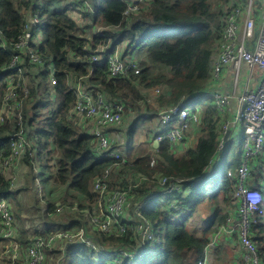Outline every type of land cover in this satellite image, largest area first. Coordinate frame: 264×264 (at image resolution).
<instances>
[{
    "label": "built area",
    "instance_id": "obj_1",
    "mask_svg": "<svg viewBox=\"0 0 264 264\" xmlns=\"http://www.w3.org/2000/svg\"><path fill=\"white\" fill-rule=\"evenodd\" d=\"M145 1L148 0H126L123 19L129 21L131 15L140 10V3ZM258 2L264 7V0H235L223 9L222 27L211 59L210 76L198 94L209 98L221 121L220 140L205 168L206 172L220 162L229 142L235 140L242 144L238 165L227 170V177L232 181L228 201H224L223 197L220 199V204L224 203L222 210L227 214L226 222L218 225L211 235L203 264L208 263L209 254L221 244L234 243L241 247V257L236 255L234 264L240 260L245 264H264L252 230L264 215V16L261 22H257ZM68 4L71 5L69 15L88 39L85 48L88 54L82 59L90 63L85 75L65 72L67 84L75 95L69 117L81 130L92 135L96 157L111 163L92 177L90 190L94 197L88 206H80L77 202H59L52 210L44 208L54 223L68 219L67 225L73 221L78 222L76 225L53 226L29 232L27 242L19 239L12 202L1 195L0 258H6L10 264H53L57 258L65 260L70 249L83 245L98 257H105L107 264H130L142 257L156 241L157 222L144 213V208L158 194L165 199V208L178 209L177 202L168 199V195H186L188 191L182 178L124 172L123 167L132 165V160L125 153L124 133L120 127H131L137 118L135 108L122 99L109 97L89 79L94 74L95 65H106L107 81L118 78L133 80L141 73L140 60L135 53H127L126 41L113 46L112 37L105 40L106 30L111 26L92 25L91 31H87L84 13L95 12L99 3L95 6L89 0H69ZM41 7L40 0H33L27 9L21 11L22 32L11 43V60L0 69V72L6 73L0 124L8 123L13 127L10 151L0 153V173L8 179L13 191L18 169L36 161L35 153L39 147V138L26 112V102L32 89L30 81L40 80L44 74L49 77L53 88L51 99L56 96L58 84L59 69L54 57L42 49L44 19ZM95 35H99L101 40L93 48L91 42ZM0 45L8 49L1 28ZM243 65L248 67L251 78L255 77V71L258 72L257 82L253 87L248 84L244 87L238 96L233 118L226 119L240 83ZM226 67L233 71L232 93L218 89ZM135 85L148 101L171 91L166 85L145 88L140 85L139 79L135 80ZM202 114L199 104H186L184 98L176 104L157 108L160 125L153 140L144 142V155L151 156V167L157 164L159 146L164 141L169 142L170 151L176 155L184 148L179 146L197 139ZM228 129H231V134L224 144L223 136ZM125 180L127 184L123 185ZM147 184L150 189L141 194L139 189Z\"/></svg>",
    "mask_w": 264,
    "mask_h": 264
},
{
    "label": "trees",
    "instance_id": "obj_2",
    "mask_svg": "<svg viewBox=\"0 0 264 264\" xmlns=\"http://www.w3.org/2000/svg\"><path fill=\"white\" fill-rule=\"evenodd\" d=\"M92 1V0H91ZM229 0H148L140 3V10L131 15L129 21L123 19L126 0H93L97 6L95 12L84 13L85 27L92 25L116 27L106 30L107 37H112L113 46L123 41L128 42L127 53H135L142 67L141 73L132 79L118 78L107 81V66H94L90 82L98 84L102 92L109 97L118 98L133 105L138 116L129 128V139L135 135L140 119L147 118L140 111L144 100L140 85L151 88L166 85L171 94L166 101L178 103L182 98L187 103L207 100L205 95H198L210 76L212 55L220 37L223 14L222 4ZM44 19V42L42 49L54 57L59 69L56 94L58 103L55 108L42 115L37 110L39 104V84H31V95L26 102L29 122L35 127L39 146L45 151L44 166L49 169L55 184L61 187L65 195L80 197L70 202L80 206L89 204L94 195L90 190L91 179L105 169L111 161L96 157L93 149L92 135L81 130L69 117L75 95L67 84V74L85 75L90 63L82 58L88 54L85 49L87 38L82 28L69 15L71 5L66 0H40ZM32 0H0V28L8 44V49L0 45V69L11 60V43L21 34L23 17L21 11L27 9ZM101 40L99 35L93 37V48ZM46 75H43L45 78ZM42 78V79H43ZM6 73L0 72V105L5 90ZM36 80V79H33ZM32 81V80H31ZM35 85V87H34ZM165 99L161 98L164 103ZM48 104L42 105L44 109ZM137 108V109H136ZM35 109V114L30 113ZM154 111H156L154 109ZM12 125L0 124V153L10 151V133ZM220 123L217 110L211 104L204 105L202 123L196 143L192 149L176 157L170 151L169 142L159 146L160 158L154 167L150 166L151 156L146 154L132 159V165H125L124 172L133 171L147 176L170 175L184 179L188 193H172L168 199L177 202L178 209L165 208L164 198L156 195L144 208V213L157 222L156 241L151 249L130 264H203L205 248L216 227L226 222L227 214L223 212L220 196L228 201L232 190V181L227 177L228 168L236 167L240 155L231 158L232 141L228 143L221 155L216 169L206 172V166L216 152L220 140ZM28 164L30 163L26 159ZM237 164V165H236ZM223 165L225 172L218 175V167ZM214 167V168H215ZM233 168V169H234ZM123 185L127 184L125 180ZM264 188V187H263ZM150 189L142 187L141 194ZM14 193L10 190L8 179L0 173V196L8 197ZM62 193V194H63ZM66 201V199L64 198ZM209 206V217L201 230L190 227L193 215L201 213V206ZM55 203L49 202L53 209ZM65 221V220H61ZM60 221V222H61ZM59 222V223H60ZM68 222V221H67ZM78 222L73 221V226ZM257 246L264 260V215L252 228ZM24 232L21 240L27 242ZM229 246L219 247V254L209 264H234V257H229ZM230 252V251H229ZM69 264H107L105 257H98L90 248L80 245L67 253ZM231 258V259H230ZM238 264H245L238 261Z\"/></svg>",
    "mask_w": 264,
    "mask_h": 264
},
{
    "label": "rangeland",
    "instance_id": "obj_3",
    "mask_svg": "<svg viewBox=\"0 0 264 264\" xmlns=\"http://www.w3.org/2000/svg\"><path fill=\"white\" fill-rule=\"evenodd\" d=\"M67 1H69V0H66V2ZM89 1L93 3V0L92 1L89 0ZM234 1L235 0H229L225 4L223 3L222 7H224V9H225V7L231 5ZM84 17H85V15H84ZM113 28H116V27H111L107 30H111ZM87 31L89 32V29H87ZM124 45L127 47L128 42L124 43ZM257 73L258 72L255 71V75H257ZM33 83L39 84V87H38L39 96H38V98H40L41 100H37L38 104H39V108H37V110L41 111L42 115H45L46 113L49 112V109L55 108V105L58 103V95L56 94L55 98L51 99L50 94L53 93V88L50 85L49 77H45V78L40 79V80L36 79V80L30 81V85ZM34 87H35V85H34ZM152 101L153 100L148 102L147 98L144 99L142 101L141 107L139 108L140 111L144 115H148V116H146L147 118H145V119L139 120V123L137 124V129L135 132V137H134L135 142L137 141V139L141 133H143L144 131L146 133L149 132L154 127V123L157 122V119L152 120L153 118L156 117V111H154V108L152 107V103H151ZM203 101H205V100H202L201 102H203ZM46 103L48 104V106L43 109L42 105H44ZM190 104H195V103H192V101H191ZM32 113L35 114V109H33V111L30 113V116L32 115ZM137 116H138V111H136V117ZM231 118H233V116H231ZM219 123H220V119H219ZM34 126H38V123L35 122ZM34 129H35V127H34ZM225 150H226V148H225ZM241 150H242V144L240 143V141L237 142L234 140L232 142L231 158L239 156L241 154ZM35 160L36 161H34L33 163H30L28 166H23V169L22 168L18 169V171H17L18 179H17L16 187L14 189V193L12 195L10 194L7 197L9 199V201H11L13 206H14L15 215H16V223H17L18 227L20 229L23 228L24 230L26 228L29 229L28 233L34 232L36 230H40L44 226H48L50 228L53 226L61 227L67 223L68 219H65V221H61L60 223H54L48 217L47 212L44 211V208L48 207V203L50 201L56 204L59 202L70 203V202L80 200V197H74L70 194L65 195L66 193H63V191H61L62 189H65V186L61 187L60 185L55 184L53 178H50L51 173H50L49 169H47L43 165L44 161H45V151H44V149L40 148V146L36 150ZM232 168H234V167H232ZM34 169H36V171ZM215 169H216V167L215 168L212 167L211 171L213 172ZM223 172H225V168L223 165H220L218 167L217 174L220 175ZM221 197H222V195L220 196V199H221ZM64 198L66 199V201L64 200ZM88 205L89 204H87L85 206H88ZM221 206L223 208L224 203ZM201 208H202L201 213L200 214L195 213L193 215V217L190 219L191 220L190 221L191 229L197 228V229L201 230L202 228H200V227H202V225L204 226V224H205L204 221L209 217V215L206 213L209 210V206L207 204H203L201 206ZM28 233H27V236H28ZM234 244L235 245L230 244L231 246L228 244V246L230 247L228 250L229 257L231 254V258L234 257V255H235V257L237 255L240 258L241 255L239 254V251L241 250V247L236 243H234ZM220 246H223V244H221ZM219 247L214 252H211L209 254L208 263H211V261H213L214 259L217 258L218 254H219V252H218ZM64 259L65 260L62 259L63 261H60V259L57 258V260H55L54 263L55 264H57V263L69 264L70 260H69L68 255ZM237 259L238 258H236V260ZM0 264H10V263L7 261L6 258H0ZM229 264H230V261H229Z\"/></svg>",
    "mask_w": 264,
    "mask_h": 264
},
{
    "label": "crops",
    "instance_id": "obj_4",
    "mask_svg": "<svg viewBox=\"0 0 264 264\" xmlns=\"http://www.w3.org/2000/svg\"><path fill=\"white\" fill-rule=\"evenodd\" d=\"M260 6H261V2H258V8L256 11L257 22H261L262 17L264 16V7L261 6V9H260ZM249 76H250V72H249L248 67L246 65H243L242 70H241L240 83H239L238 89H236V91L234 93V98L231 101V105H230L229 111L227 113L228 116L226 117V119L231 118V116H233L234 111H235L236 106H237L238 96L243 92L244 87H246L247 84L250 87H253L256 84V82H257L256 78L258 77V74L255 75L254 78H251ZM218 89H220L224 92H231V93L233 92V71L229 67H226L223 70V74H222ZM170 94H171V91H170V93L165 94L161 97L151 99V100H153L151 103H152V107L156 110V114H157V108H160V107L162 108V107H164V105L166 106V105L170 104L169 102L166 101L167 99H169ZM161 98L165 99L164 103L161 102ZM186 100H187V98H186ZM195 104H199L201 106V111L204 112V104H210V100L207 99V101L205 100L203 102L196 101ZM189 105H194V104L189 103ZM155 119H157V115L152 120H155ZM157 122L154 123V127L149 132L146 133L144 131L143 133H141L136 142L134 141L135 135L132 138V141L129 139V135H128L129 128L126 129L124 126L120 127L121 131L124 133L123 140H124V147L126 148L125 153L128 155L129 159L134 160V159L139 158L140 156H142L146 153V148H145L144 142L147 139H149L151 141L155 137V135H156L155 131H156L157 127H159V125H160L158 119H157ZM220 126H221V121H220ZM196 140L197 139L189 140V141L183 143L181 146H179V148H181V147H184V148L181 149V151L178 152V154H176L175 156L179 157L185 151L192 149L196 143ZM47 228H50V227L44 226L42 229H40V231L47 229ZM28 231H29V229H27V228L25 230L23 228L22 229L19 228L18 229L19 239L21 240V238L24 235V232L27 235Z\"/></svg>",
    "mask_w": 264,
    "mask_h": 264
},
{
    "label": "water",
    "instance_id": "obj_5",
    "mask_svg": "<svg viewBox=\"0 0 264 264\" xmlns=\"http://www.w3.org/2000/svg\"><path fill=\"white\" fill-rule=\"evenodd\" d=\"M231 134V129H228L225 133V135L223 136V143L226 144L229 140V136Z\"/></svg>",
    "mask_w": 264,
    "mask_h": 264
}]
</instances>
